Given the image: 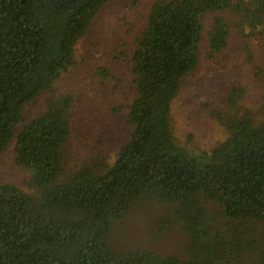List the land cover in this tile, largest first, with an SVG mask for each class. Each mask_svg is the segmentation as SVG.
<instances>
[{"label": "trees", "instance_id": "trees-1", "mask_svg": "<svg viewBox=\"0 0 264 264\" xmlns=\"http://www.w3.org/2000/svg\"><path fill=\"white\" fill-rule=\"evenodd\" d=\"M114 1L0 0V154L14 139V163L38 193L0 182V264H264V121L256 125L243 110L209 151L195 148L191 135L180 146L170 128L204 17L228 11L261 32L264 0H154L130 58L128 137L112 164L66 175L74 97L55 94L54 84L75 65L76 45L99 10ZM228 39V24L215 17L206 59ZM44 92L51 95L43 113L25 121V106ZM244 94L232 85L222 103L237 110ZM150 203L167 209L159 231L178 226L187 238L184 257L112 251L113 227Z\"/></svg>", "mask_w": 264, "mask_h": 264}, {"label": "rangeland", "instance_id": "rangeland-1", "mask_svg": "<svg viewBox=\"0 0 264 264\" xmlns=\"http://www.w3.org/2000/svg\"><path fill=\"white\" fill-rule=\"evenodd\" d=\"M153 1L116 0L102 7L76 45L75 65L54 84L55 94L74 97L70 137L64 149L66 175L84 166L112 164L128 137L124 109L135 98L130 58ZM215 17L228 24L229 39L226 48L208 61V34ZM253 29L228 11L204 17L195 69L183 80L170 107L171 134L180 146L191 135L195 148L211 150L229 136L232 117L243 110L249 111L256 125L264 121V31ZM232 85L245 91L233 111L222 103ZM50 95L44 92L26 105L23 119L42 114ZM114 108L120 111L114 112ZM14 144L13 139L0 154V182L38 197L30 173L14 163ZM207 207L212 214L218 211L214 204ZM166 211L153 203L134 208L111 230L112 251L149 250L161 256L184 257L188 241L180 228L158 230V219Z\"/></svg>", "mask_w": 264, "mask_h": 264}]
</instances>
